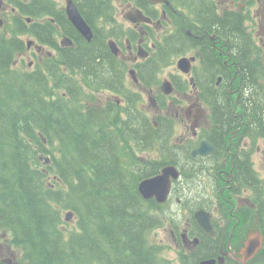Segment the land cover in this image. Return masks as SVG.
<instances>
[{"label":"flooded vegetation","instance_id":"1","mask_svg":"<svg viewBox=\"0 0 264 264\" xmlns=\"http://www.w3.org/2000/svg\"><path fill=\"white\" fill-rule=\"evenodd\" d=\"M0 1L12 10L41 5ZM68 1L52 0L49 18L34 21L37 29L54 25L49 47L34 35L14 65L33 75L58 67L76 54L77 41L78 52H102L101 65L81 68L84 111L95 108L111 126L129 113L139 116L136 129L156 143L143 167H156L150 176L169 165L179 170L165 202L148 200L168 219L176 248H184L179 258L240 264L232 252L242 259L246 241L229 246L224 230L228 217H245L261 234L262 246L246 262L255 264L264 247L262 206L253 198V186L264 184V0H73L92 28L90 39L69 18ZM232 30L246 48H236ZM200 210L211 214L215 235L197 219ZM12 238L0 221V264H22Z\"/></svg>","mask_w":264,"mask_h":264},{"label":"trees","instance_id":"2","mask_svg":"<svg viewBox=\"0 0 264 264\" xmlns=\"http://www.w3.org/2000/svg\"><path fill=\"white\" fill-rule=\"evenodd\" d=\"M40 1L15 5L20 11L6 15L0 26V221L12 231L22 264H165L150 239L161 224L157 205L137 187L156 167H142L134 151L153 148L154 137L136 129L139 116L129 113L111 126L95 108L84 111L76 70L101 65L102 52H78L77 41L73 58H64L67 70L46 67L33 75L13 67L26 48L19 34L52 42L53 24L37 29L27 21L48 13L52 0ZM231 32L236 48H246V38ZM58 88L66 95L55 94ZM40 153L51 155L52 162L43 165ZM253 187L264 232V184ZM64 209L78 216L71 230ZM261 252L255 264L264 260V247Z\"/></svg>","mask_w":264,"mask_h":264},{"label":"water","instance_id":"3","mask_svg":"<svg viewBox=\"0 0 264 264\" xmlns=\"http://www.w3.org/2000/svg\"><path fill=\"white\" fill-rule=\"evenodd\" d=\"M69 6L67 7V11L69 14V18L73 22V24L78 28L80 32L85 34L89 39L93 35V31L88 24V22L85 20V18L81 15L79 12L77 6L74 4L73 0L68 1ZM67 40H70V38H67ZM30 41L29 43H31ZM185 70H188L185 68ZM46 161H50V157L46 156ZM179 177V171L175 166L169 165L162 169V172L156 175H153L151 177H147L143 179L139 183V192L140 194L145 198L149 199L152 197H156L159 202H164L167 199V196L170 192L171 188V182L172 178L177 179ZM67 216V221H70L69 219L73 216V211H69ZM197 219L200 221L203 228L211 235H215L214 226L211 222L210 214L205 213V211L200 210L196 213ZM229 243L231 244V237ZM262 246V239L261 234L256 233L254 235H251L247 242L246 247L243 249L242 255L243 258L236 257L235 252H232V255L234 258L240 263V264H246L247 260H249L251 257H253L258 249ZM199 264H216V259H206L201 261Z\"/></svg>","mask_w":264,"mask_h":264},{"label":"rangeland","instance_id":"4","mask_svg":"<svg viewBox=\"0 0 264 264\" xmlns=\"http://www.w3.org/2000/svg\"><path fill=\"white\" fill-rule=\"evenodd\" d=\"M61 1H62V3L65 2V0H60V2ZM9 11H11V7L9 8ZM5 14L8 15L9 12H6ZM9 16H11V14H9ZM1 17H4V14H0V18ZM22 37L25 39L30 38V36L27 34H23ZM27 59H29V58L27 57ZM5 100H7V99H5ZM18 119H20V118H17V120ZM180 128L183 130L182 127H180ZM150 151H152V150L145 151V152H143V150H139L137 153L140 157H145V156H148V152H150ZM152 154L156 155L155 153H152ZM39 156L44 157L45 154L40 153ZM41 162L43 165H46L43 158L41 159ZM258 165L261 168L262 174H264V160L262 162L258 163ZM187 189H188V186H187ZM69 211H70V209H64L62 211L63 212L62 216H63L64 220L67 219ZM74 213H75V211H74ZM4 215L7 216L6 212L4 213ZM156 215L158 216L161 224L159 226H157L155 229H153L151 236H150V239H151V241H153V243L157 247H159L160 256L165 260V264H187V263H189L188 257H185L184 254H183V256H184V258H186L187 261L182 257L179 258L180 254L184 251V248H182V247L179 249L176 248L175 242L173 241V238H172V235H171V232L169 229L170 223H167L168 219L163 218L161 212L158 210L156 211ZM180 217L182 219H184L183 216H180ZM237 218L238 217H235V218H229L228 217L227 220L229 223L224 230V233L226 232L227 238H230V236L233 235L231 237L232 238L231 245L233 244L234 246L236 244H239V245L243 244L244 241H247L246 239H248L251 235H254L256 233V230L253 228V226H251V224L248 222L247 218L244 217V218H241L239 220H237ZM175 219L176 218H174V220ZM69 220L70 221H66V220L65 221H66L67 226H70L69 230H71V229L75 228V225L78 221L77 214L76 213L73 214L72 218H70ZM163 224H165V225H163ZM11 234H13L12 231H11ZM225 242H227V239H225ZM257 264H259V263L257 262Z\"/></svg>","mask_w":264,"mask_h":264},{"label":"bare ground","instance_id":"5","mask_svg":"<svg viewBox=\"0 0 264 264\" xmlns=\"http://www.w3.org/2000/svg\"><path fill=\"white\" fill-rule=\"evenodd\" d=\"M253 68V67H252ZM254 74H256V73H254ZM259 74V73H258ZM207 76V75H206ZM205 79V78H204Z\"/></svg>","mask_w":264,"mask_h":264}]
</instances>
